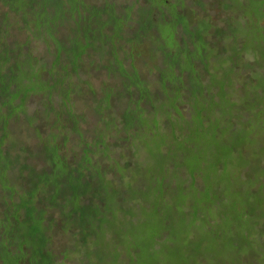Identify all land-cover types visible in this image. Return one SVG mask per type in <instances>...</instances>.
Here are the masks:
<instances>
[{"label":"trees","instance_id":"1","mask_svg":"<svg viewBox=\"0 0 264 264\" xmlns=\"http://www.w3.org/2000/svg\"><path fill=\"white\" fill-rule=\"evenodd\" d=\"M263 23L264 0H0V264H160L205 201L237 241L189 264H264Z\"/></svg>","mask_w":264,"mask_h":264},{"label":"rangeland","instance_id":"2","mask_svg":"<svg viewBox=\"0 0 264 264\" xmlns=\"http://www.w3.org/2000/svg\"><path fill=\"white\" fill-rule=\"evenodd\" d=\"M214 17H218L220 16L219 13L217 11H213L212 12ZM247 20V19H246ZM264 24V23H263ZM251 59V56L250 58ZM203 80L207 83H209V77L204 76ZM207 83V84H208ZM257 85H262L264 86V81L262 80V82H257ZM189 110L187 109L185 114L188 115ZM220 116V115H218ZM216 120V119H213ZM209 132L212 133L214 132V127L212 124H209ZM234 144H236V146L239 148L240 142L237 140L233 141ZM152 150L146 148V153H150ZM150 156V155H149ZM147 156V157H149ZM261 168L264 169V160L261 163ZM242 174V178L244 179V175H245V171L241 173ZM214 176H218L219 174L216 173ZM147 181V180H146ZM198 184H201V186L199 187H203L204 182L202 180L199 181ZM224 190H220L217 192L211 189L209 186L205 188V193L203 195V197H209L210 199L214 198V195H217L216 197H218V195L220 193H223ZM145 205L148 204H152L153 201H151L149 198H147V200H144ZM218 202V201H216ZM204 203V202H203ZM212 204H216L213 201H209L205 203L199 208L198 214L196 211V205L193 206H188L187 207V213H188V220H184L185 222L187 221L189 226L192 223H195L196 221L199 224V227L197 229V232H194L192 229L189 228H184L183 227H179V228H175L172 229L170 232H168L165 235H160L155 238V242H156V251L159 254L160 257V264H180V262L177 261L179 254L184 251L185 254V259H186V264H189L190 261H188V258L191 254H193V251H200V258L203 259V257L201 256V246L196 245L195 243L192 242V239H202L203 235L208 233L207 235H210L212 233H216V234H220L221 235V239L222 241L225 243V245H233L235 243V241H237L236 236L233 233L229 232V228H226L225 226L220 227L222 228V231L220 230H215L213 228L206 230L205 227L210 222V218L214 217L211 216L209 214V210L212 207ZM199 206V204H198ZM197 214V215H196ZM180 215V219L175 221V225L178 226V222L182 221V218L185 217V212L180 211L179 212ZM215 218V217H214ZM227 221V219H226ZM182 226V225H181ZM205 236V235H204ZM213 236V235H212ZM211 237V236H210ZM224 239L227 241V243L224 241ZM198 247L196 248L195 245ZM225 248V251L222 249V246L220 245V249L221 251L219 252V257L218 258H211L210 254H206L204 256V261L206 264H239V259L240 256L242 255H249V253H239V254H235L233 253L234 251L232 250V248ZM171 249L169 254H166V250ZM235 248V247H234ZM166 254V255H165ZM165 255V261L163 260V256Z\"/></svg>","mask_w":264,"mask_h":264}]
</instances>
